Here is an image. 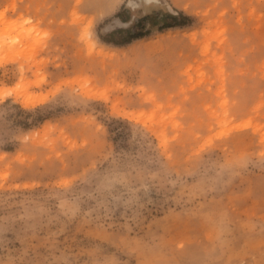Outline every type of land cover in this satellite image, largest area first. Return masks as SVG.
<instances>
[{"label": "rangeland", "instance_id": "374dc122", "mask_svg": "<svg viewBox=\"0 0 264 264\" xmlns=\"http://www.w3.org/2000/svg\"><path fill=\"white\" fill-rule=\"evenodd\" d=\"M0 16V264H264V0Z\"/></svg>", "mask_w": 264, "mask_h": 264}, {"label": "bare ground", "instance_id": "6f19581e", "mask_svg": "<svg viewBox=\"0 0 264 264\" xmlns=\"http://www.w3.org/2000/svg\"><path fill=\"white\" fill-rule=\"evenodd\" d=\"M1 17V16H0ZM4 24V22H2V18H0V27H1V25H3ZM4 34H6V32H4V30H1L0 31V49H3V47H6L8 44V42H5V40H4V38H5V35ZM19 37V36H18ZM18 44V43H17ZM14 47H15V45H14ZM17 47V46H16ZM9 48V47H8ZM4 50H5V48H4ZM0 52H2V50L0 51ZM4 52V51H3ZM1 56V55H0ZM3 56V55H2ZM7 56V55H6ZM16 60V59H15ZM12 61H13V59H12ZM7 62V60L5 59V58H0V65H3L4 63H6ZM13 94H15V92L12 90V89H0V97L2 98V99H4V98H6V97H8V96H10V95H13ZM37 100H31V99H26L25 100V104L27 105V106H30V105H35V104H37Z\"/></svg>", "mask_w": 264, "mask_h": 264}, {"label": "trees", "instance_id": "16d2710c", "mask_svg": "<svg viewBox=\"0 0 264 264\" xmlns=\"http://www.w3.org/2000/svg\"><path fill=\"white\" fill-rule=\"evenodd\" d=\"M179 18L182 19L185 22H183V23L179 22L178 21ZM171 19H172V22L163 25V27L161 29L182 26L185 23L189 22V19L187 17L183 16L182 14H177V16H171ZM115 33H117V32H115ZM143 36H144L143 34L135 33L133 35H129V36L125 37L124 40H122L120 42H116L114 40H110V42H112L115 45H123L125 43L130 42L133 39L141 38Z\"/></svg>", "mask_w": 264, "mask_h": 264}]
</instances>
